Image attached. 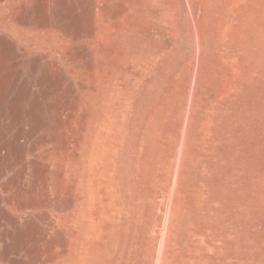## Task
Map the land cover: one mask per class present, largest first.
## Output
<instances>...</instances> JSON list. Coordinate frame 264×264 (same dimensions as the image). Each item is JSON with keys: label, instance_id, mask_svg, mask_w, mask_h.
I'll use <instances>...</instances> for the list:
<instances>
[{"label": "rangeland", "instance_id": "obj_1", "mask_svg": "<svg viewBox=\"0 0 264 264\" xmlns=\"http://www.w3.org/2000/svg\"><path fill=\"white\" fill-rule=\"evenodd\" d=\"M0 152V264H264V0H0Z\"/></svg>", "mask_w": 264, "mask_h": 264}, {"label": "bare ground", "instance_id": "obj_2", "mask_svg": "<svg viewBox=\"0 0 264 264\" xmlns=\"http://www.w3.org/2000/svg\"><path fill=\"white\" fill-rule=\"evenodd\" d=\"M11 90V89H10ZM8 97V96H7ZM11 99V98H10ZM17 99V98H16ZM18 105V104H17ZM37 107V106H36ZM14 109V108H13ZM12 113V112H11ZM15 114V113H14ZM17 117V116H16ZM20 138V137H19ZM18 139V138H17ZM16 143V142H15ZM1 153V152H0ZM23 157V156H22ZM43 172V171H42ZM20 236V235H19Z\"/></svg>", "mask_w": 264, "mask_h": 264}]
</instances>
